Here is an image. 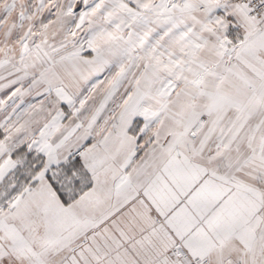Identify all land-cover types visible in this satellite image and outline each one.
Here are the masks:
<instances>
[{
  "label": "snow or ice",
  "instance_id": "1",
  "mask_svg": "<svg viewBox=\"0 0 264 264\" xmlns=\"http://www.w3.org/2000/svg\"><path fill=\"white\" fill-rule=\"evenodd\" d=\"M0 264H264V0H0Z\"/></svg>",
  "mask_w": 264,
  "mask_h": 264
}]
</instances>
